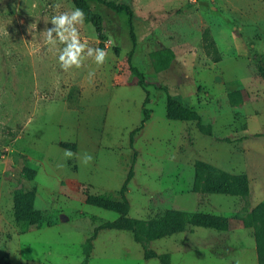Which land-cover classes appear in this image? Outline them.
<instances>
[{
  "label": "rangeland",
  "instance_id": "1",
  "mask_svg": "<svg viewBox=\"0 0 264 264\" xmlns=\"http://www.w3.org/2000/svg\"><path fill=\"white\" fill-rule=\"evenodd\" d=\"M106 1L128 5L133 18L90 2L104 18L106 40L85 21L76 27L82 43L107 53L105 62L98 66L85 49L82 66L65 72L59 65L64 45H46L42 33L53 27V16L75 9L70 0H0V264H82L84 241L118 218L85 199H119L132 164L130 133L140 127L146 94L149 119L134 136L137 157L125 192L129 218L147 221L167 209L224 215L237 201L230 220L244 225L247 213L264 203L262 1ZM130 25L136 48L128 60ZM160 46L174 53L165 70L154 58ZM167 94L200 123L168 120ZM60 142L77 145L71 158ZM197 161L210 165L214 179L244 176L247 195L193 192ZM25 168L34 170L33 180L24 177ZM18 191L29 193L31 209L40 213L36 230L22 233L16 222ZM188 227L185 250L174 243L182 237L138 244L128 231L98 230L87 264H161L146 259L152 251H172L169 264L229 259L216 260L215 243H202L214 231Z\"/></svg>",
  "mask_w": 264,
  "mask_h": 264
},
{
  "label": "trees",
  "instance_id": "2",
  "mask_svg": "<svg viewBox=\"0 0 264 264\" xmlns=\"http://www.w3.org/2000/svg\"><path fill=\"white\" fill-rule=\"evenodd\" d=\"M264 4V0H261ZM75 8H79L84 12V21L91 24L96 34L98 35L100 41L104 42L106 36L103 29L104 18L101 14L96 13L91 10L90 2H95L105 8L115 12L117 15L125 16L129 20L133 18L132 9L124 3H114L106 0H70ZM130 38L132 40V50L128 53V60L134 53L136 48V36L133 33V27L130 25ZM115 54L118 53V49H114ZM154 58L157 63L158 70H165L168 68L170 63L174 59V54L171 50L163 48L160 46L155 52ZM214 62H219L220 58L216 57L213 59ZM132 71L140 77L138 83L141 88L145 91V86L142 82L141 76L137 73L134 68ZM162 90V89H161ZM75 92L76 90L73 89ZM68 102H70V94H68ZM148 103V96L146 94L144 104H143V118L141 120L140 127L135 129L130 133V149L133 154L130 157V163H132L127 171L126 179L118 191L119 199L116 200L110 195H88L85 199V204L93 207L103 209L105 211L114 212L118 215V218L109 223L101 225L99 228L94 229L93 235L84 241V251H83V262L82 264H87L88 259L91 254L92 241L98 230L102 229H114L119 231H128L132 234L133 240L138 243H148L155 240H160L172 235L181 233L184 231L185 226L190 224L195 227L201 228H212L215 230L225 229L227 227V219L218 216H211L196 213L195 215L187 214L185 212L177 210H165L162 213L152 217V219L143 221L138 219H133L128 217L129 203L125 197L126 187L129 181L133 177L134 163L136 162V151L133 147L134 136L139 132L146 121L149 119L148 111L145 109V105ZM166 118L171 121L180 122H197L200 123L199 115L183 106L178 100L172 98L167 94L166 96ZM200 130V129H199ZM202 131V130H200ZM64 148L68 146L64 145ZM75 149L74 146L70 147ZM210 165L202 161H197L194 164V178H193V192H198L200 189L204 190L206 193L214 195H229L236 197V195H247L248 184L247 179L244 176H235L229 180L226 178L214 179L210 177ZM23 175L27 180L31 181L35 177L34 170L24 169ZM235 183H239V189H233ZM15 196V195H14ZM17 206L15 208V218L18 226L20 227L22 233H26L32 230H36L41 222V216L38 211L32 210V198L29 193L25 191H18L16 193ZM245 225L252 231L253 238L255 241V248L257 254V264H264V203H259L245 216ZM150 258H157L160 263L167 264V258L165 256H157L153 252ZM146 259H149L146 258Z\"/></svg>",
  "mask_w": 264,
  "mask_h": 264
},
{
  "label": "crops",
  "instance_id": "3",
  "mask_svg": "<svg viewBox=\"0 0 264 264\" xmlns=\"http://www.w3.org/2000/svg\"><path fill=\"white\" fill-rule=\"evenodd\" d=\"M186 1L188 2L189 0H186ZM84 142L85 141L83 140L82 141L83 145H84ZM58 145L60 147L62 146L61 148L63 149H70V150H76V147H77L76 144H69V143H62V142L58 143ZM64 145L68 146V148H64L63 147ZM72 146H74L75 149H71L70 147ZM1 173L4 174V172H1ZM211 195H214V194H211ZM232 205L234 206L233 208H235V210L232 209L233 211L230 210L227 214H224V215H215V216L227 219V227L221 230H215L212 228H203V229H207L209 231L211 230L214 232H210L206 237H204L202 243L203 242L210 243L211 241L212 243H215L219 251L217 252L214 251L212 253V256H214L216 260L229 258L225 260V262H221V263H224V264H247V263L257 264V254H256L253 233L245 224L243 225L241 221L236 222V221L230 220V218L233 217V215H235L240 209L237 201H236V205L235 204H232ZM212 207L215 209L216 206L214 205ZM167 210H177V209H167ZM245 210L248 211V209H245ZM177 211L185 212L187 214L201 213L197 211H194L191 213L187 211H183V210H177ZM195 228H201V227H195ZM192 231L193 230H190L187 224L183 232L172 235L170 237H182L178 240H174L175 241L174 243H175V246L176 245L182 246V250H185L189 247V244H190L189 234ZM239 234H241L242 236H240ZM166 238H169V237H166ZM205 247L206 245L204 244L202 248L205 249ZM154 254L157 256H165L167 258V264H169L168 258L169 256L172 255V251H169L167 253L154 252ZM149 259H153V258H149ZM82 262H83V257H82Z\"/></svg>",
  "mask_w": 264,
  "mask_h": 264
},
{
  "label": "clouds",
  "instance_id": "4",
  "mask_svg": "<svg viewBox=\"0 0 264 264\" xmlns=\"http://www.w3.org/2000/svg\"><path fill=\"white\" fill-rule=\"evenodd\" d=\"M83 21L84 12L79 8H75L71 13L64 12L53 16L50 21L53 27H46L42 33L46 45L55 46L57 40L64 45L59 53V65L65 72L73 67L79 69L82 66L85 49H87V57H94V61L98 66L105 62L107 53L103 49L91 48L87 46L86 42H81L76 25L83 24ZM53 33H55V36H53ZM93 75L94 72H89V78ZM64 156L71 158L73 153L71 150L65 149ZM84 156L83 162L85 164L91 162V155L86 153Z\"/></svg>",
  "mask_w": 264,
  "mask_h": 264
}]
</instances>
